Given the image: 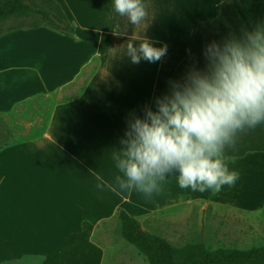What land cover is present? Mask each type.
<instances>
[{
    "label": "crops",
    "instance_id": "crops-1",
    "mask_svg": "<svg viewBox=\"0 0 264 264\" xmlns=\"http://www.w3.org/2000/svg\"><path fill=\"white\" fill-rule=\"evenodd\" d=\"M54 1L74 36L39 15L0 35V119L12 134L0 148V264H133L118 242L119 209L171 242L163 228H190L197 207L201 224L210 206L262 210L256 230L264 235V151L226 158L228 166L255 159L253 168L240 166V183L253 174L255 188L238 202L214 198L229 186L200 193L180 188L174 176L151 199L108 187L116 173L111 152L129 114L142 115L167 91L198 25L211 21L199 9L208 0H144L148 15L137 26L114 11L113 0ZM145 36L166 45L167 55L133 64L126 45Z\"/></svg>",
    "mask_w": 264,
    "mask_h": 264
},
{
    "label": "clouds",
    "instance_id": "clouds-1",
    "mask_svg": "<svg viewBox=\"0 0 264 264\" xmlns=\"http://www.w3.org/2000/svg\"><path fill=\"white\" fill-rule=\"evenodd\" d=\"M113 8L134 26L148 15L144 0H113ZM125 55L133 64L156 63L167 46L145 36L138 44L129 40ZM202 56L203 66L193 63L181 79L170 80L155 107L129 114L120 146L111 152L112 191L151 199L172 176L180 188L200 193L235 184L239 174L229 168L226 152L264 125V24L212 40Z\"/></svg>",
    "mask_w": 264,
    "mask_h": 264
},
{
    "label": "trees",
    "instance_id": "trees-1",
    "mask_svg": "<svg viewBox=\"0 0 264 264\" xmlns=\"http://www.w3.org/2000/svg\"><path fill=\"white\" fill-rule=\"evenodd\" d=\"M49 5L38 7L42 0H0V26L13 17L39 15L43 23L62 34L74 36L75 30L61 6L54 0H43ZM219 15L211 21L201 22L190 43L187 57L178 65L169 81L181 79L193 63L203 66L202 51L212 40L220 41L229 34H239L242 28L252 29L264 24V0H221ZM14 27L0 30V35ZM250 151H264V125L242 135L235 150H228L226 158L240 157ZM121 235L146 257L149 264H264V244L250 248H209L202 241L175 245L166 237L142 228L140 221L126 210L119 209Z\"/></svg>",
    "mask_w": 264,
    "mask_h": 264
},
{
    "label": "rangeland",
    "instance_id": "rangeland-1",
    "mask_svg": "<svg viewBox=\"0 0 264 264\" xmlns=\"http://www.w3.org/2000/svg\"><path fill=\"white\" fill-rule=\"evenodd\" d=\"M175 1L177 0H174V2ZM36 5H38V7L41 9H46L49 7L47 2L43 0L42 2H37ZM206 5H208V7H206ZM203 7L200 5L199 9H203L204 11L208 10V14H206L208 15V18L204 19L212 20L220 13V0H208L207 3L203 4ZM37 20L43 21V18L39 17ZM26 21L27 23H30L31 19H22V17L10 18L1 24L0 30H6L9 27H15L16 25H20ZM169 29L171 30V27ZM11 141L12 134L8 131L0 119V148ZM246 160L239 161V158L231 159L229 168L236 171L238 174H240V166H243L246 162V168L248 166L253 168L255 159L252 158ZM239 178L240 177L238 176V179L233 186H229L230 189H227L228 191L225 192L223 197L219 196L218 194H212L214 195V198L216 200H219L220 198L222 200H229L231 202L241 201V192L243 190H253L255 188V183L253 174L251 177H248V179L243 182V184L240 183ZM198 209L199 208L197 207L192 212L190 218L192 226L190 228L186 230L182 228L180 231V229L168 226L163 228L161 233L170 237L175 245H183L187 242L202 241L212 249L219 247L250 248L264 244V235L256 230V216H258L262 210L253 211L251 213H243L227 208L225 210H214L213 207L210 206V209L205 212V217L201 224L200 211ZM115 230L117 231L120 238V241L118 240V242H121L125 246L123 251L124 253H128L131 256L133 259V264H149L146 257L142 255L134 245L127 242L121 235V222L119 220V216L118 225L115 227ZM119 264H121V262Z\"/></svg>",
    "mask_w": 264,
    "mask_h": 264
}]
</instances>
